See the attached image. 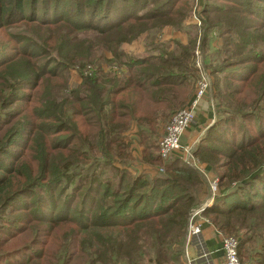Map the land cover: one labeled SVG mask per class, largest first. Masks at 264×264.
Here are the masks:
<instances>
[{
  "label": "trees",
  "instance_id": "obj_1",
  "mask_svg": "<svg viewBox=\"0 0 264 264\" xmlns=\"http://www.w3.org/2000/svg\"><path fill=\"white\" fill-rule=\"evenodd\" d=\"M191 7L0 0V264H182L208 190L179 156L162 162L158 140L192 95L195 48L214 120L191 155L219 188L201 212L264 264V0H203L199 25L181 26ZM165 26L185 43L146 35ZM135 40L146 51L124 49ZM127 138L162 171H138Z\"/></svg>",
  "mask_w": 264,
  "mask_h": 264
},
{
  "label": "built area",
  "instance_id": "obj_2",
  "mask_svg": "<svg viewBox=\"0 0 264 264\" xmlns=\"http://www.w3.org/2000/svg\"><path fill=\"white\" fill-rule=\"evenodd\" d=\"M195 22L199 23L198 17L196 16ZM194 65L197 69L198 76L194 83L192 95L182 107L175 110L168 117L158 140V155L160 160L164 162L171 156H179L188 166L192 164L191 167L198 170L208 190L205 200L198 206L191 208L187 214L181 256L182 264H213L200 237L203 224L210 225L219 237L221 264H246L239 258L237 253L238 238L223 234L217 230L201 212L204 207L211 205L214 197L219 193L217 176L210 169L203 171L193 164L191 147L179 142L182 134L195 123L198 104L207 94L210 85L207 70L203 67L201 60L195 59ZM132 152L134 153L135 151ZM154 169L162 171L161 165H155Z\"/></svg>",
  "mask_w": 264,
  "mask_h": 264
},
{
  "label": "crops",
  "instance_id": "obj_3",
  "mask_svg": "<svg viewBox=\"0 0 264 264\" xmlns=\"http://www.w3.org/2000/svg\"><path fill=\"white\" fill-rule=\"evenodd\" d=\"M184 43V40L181 41ZM186 103V102H185ZM184 103V104H185ZM212 113V103L206 102V100L202 99L199 104H198V109L196 110V117L201 118L205 117V115H209ZM194 130H189L188 132H184L182 134V144L183 145H188L192 146L194 143V140L196 141L198 136V130L197 127L200 126L201 124L198 125V121H195L194 124ZM207 126V124L202 126V129H204ZM197 130V131H196ZM128 139V144L130 146H134L136 148L137 152H134L132 156L137 159V161H134V166L138 171H152L155 168V165H150L148 163H142L139 161V156H140V147H137L136 140L137 138H127ZM192 163L198 166L201 170L207 171L209 170L208 165L206 164H200L197 163L193 156H192ZM192 166V164H189ZM200 237L204 243V247L206 248L209 257L212 261L213 264H221V251L219 248V237L216 234L215 230L208 224H203L201 227V232H200Z\"/></svg>",
  "mask_w": 264,
  "mask_h": 264
},
{
  "label": "rangeland",
  "instance_id": "obj_4",
  "mask_svg": "<svg viewBox=\"0 0 264 264\" xmlns=\"http://www.w3.org/2000/svg\"><path fill=\"white\" fill-rule=\"evenodd\" d=\"M203 2V0H192V7H191V13H190V16L187 17L185 20H182L181 21V26H189V25H196L198 26L199 23L195 22V16L198 17V15L200 16V14L198 13L199 10H200V7H201V3ZM147 36L150 35V36H154V39H156V41H163L165 40L166 42H169V40L171 39H178L179 41H182L184 40V43L187 39V34L183 31V30H178L172 26H165L163 27L160 31H157V32H153L152 31H149L148 34H146ZM144 42H146V36H145V39H143ZM143 40L140 42V40H135L133 41L132 43L128 44V45H124V49L125 50H128V51H131L132 53H135V54H141L143 53L144 49H142L141 47V44L143 45ZM215 43V42H214ZM217 44H219V41H217ZM196 52V53H195ZM194 55H195V58L196 60L199 59L201 60L200 56H199V52L197 51V49L195 48L194 49ZM69 82H70V85L72 86L73 84H75L77 81H78V78L76 76V74L74 73V71H70L69 72ZM209 77V76H208ZM210 80V79H209ZM208 96V94H206ZM207 96H205L203 99L206 100V102L208 103H211L212 101L210 100V98H208ZM184 105V104H183ZM183 105H181L180 107H182ZM179 107V108H180ZM178 109V108H177ZM176 109V110H177ZM175 111V110H174ZM173 111V112H174ZM172 112V113H173ZM170 113V115L172 114ZM169 115V116H170ZM168 119V118H167ZM214 120V116H213V112L209 115H205V117H202V120H200V118H197L196 115H195V121L197 122L198 121V125L201 124V127L198 126L197 127V130H198V136L200 137V135L203 133V131L205 130V128L212 123V121ZM167 121V120H166ZM166 121L164 122L163 124V128H164V125L166 123ZM251 123V122H250ZM195 124V123H194ZM191 125L190 128H188L186 131L188 132L189 130H192L194 128L195 125ZM207 124V126L202 129V126ZM244 125H246V123H243ZM162 130L161 129V133H162ZM194 130V129H193ZM196 130V131H197ZM185 131V132H186ZM183 140V139H182ZM198 140V138H197ZM196 140V141H197ZM194 140L193 143L196 142ZM194 145V144H193ZM192 145V146H193ZM191 146V148H192ZM133 154V152H132ZM77 201L78 199H75L74 202L72 203L73 206L77 205Z\"/></svg>",
  "mask_w": 264,
  "mask_h": 264
}]
</instances>
